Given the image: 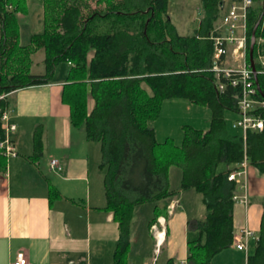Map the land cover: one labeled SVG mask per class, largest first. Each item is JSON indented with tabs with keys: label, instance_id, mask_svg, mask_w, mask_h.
Returning <instances> with one entry per match:
<instances>
[{
	"label": "trees",
	"instance_id": "1",
	"mask_svg": "<svg viewBox=\"0 0 264 264\" xmlns=\"http://www.w3.org/2000/svg\"><path fill=\"white\" fill-rule=\"evenodd\" d=\"M42 3L44 29L21 45L18 15L26 12V0H0V142L5 139L1 117L10 107L8 95L51 82L57 65L66 63L62 101L69 106L71 124L82 128L88 141L100 144L104 210L113 212L120 231L116 263L130 246L135 208L176 195L169 173L175 166L182 171L180 190L194 189L206 209L204 219L190 223L196 236L187 242V264H212L217 254L230 248L235 234L233 197L238 185L228 180L229 173L246 157L248 166L264 176V130L249 131L246 138L240 129L231 126L235 132L230 131L227 114L237 118L236 89L212 70V36L226 11L225 0H201L199 25L184 36L168 16V0ZM262 10L263 0H254L248 12V47ZM261 38L264 17L254 48L260 87L256 99L264 101V71L257 61L259 49L264 52ZM41 49L45 71L32 74V55ZM90 51L94 54L88 60ZM220 80L226 82L223 92L217 87ZM169 99L209 108L208 129L185 125L181 144L172 137L160 142L151 122ZM34 149L37 157L42 155L41 128L34 133ZM222 164L225 168L219 170ZM4 166L0 151V168ZM262 206L259 238L247 264H264V198ZM161 210L155 206L150 225Z\"/></svg>",
	"mask_w": 264,
	"mask_h": 264
},
{
	"label": "crops",
	"instance_id": "2",
	"mask_svg": "<svg viewBox=\"0 0 264 264\" xmlns=\"http://www.w3.org/2000/svg\"><path fill=\"white\" fill-rule=\"evenodd\" d=\"M220 24L221 21L217 25ZM34 54L31 73L43 74L45 56L36 61ZM93 54L92 51L89 59ZM34 68L40 71L33 73ZM65 74L59 81L52 77L47 84L8 95L7 112L10 122L16 125L12 134L16 155L5 156V166L0 168V264H12L19 253H25L31 264H166L169 259L179 264L186 260L188 239L196 236L190 223L204 219L206 209L192 214L186 208L183 200L192 189L180 190V168L172 166L170 188L176 195L135 208L130 246L123 260L116 263L120 231L113 212L104 210L100 144L88 141L82 128L72 126L69 106L62 101ZM92 107L93 100L89 99L88 110ZM38 128L43 137L39 157L34 149ZM53 159L58 160L61 170L51 169ZM247 184L248 204L236 202L233 213L235 234L243 228L253 232L247 240V251L232 244L217 254L212 264H247L254 252L263 212L264 176L251 165L247 169ZM156 205L162 209L157 219H164L165 229L158 254L150 230Z\"/></svg>",
	"mask_w": 264,
	"mask_h": 264
},
{
	"label": "built area",
	"instance_id": "3",
	"mask_svg": "<svg viewBox=\"0 0 264 264\" xmlns=\"http://www.w3.org/2000/svg\"><path fill=\"white\" fill-rule=\"evenodd\" d=\"M254 0H239L232 2L226 9L221 18V24L216 27L217 35H213L214 56L212 70L216 73L218 79H225L233 88L236 89L234 97L237 100L238 112L237 118L233 120L232 127L240 129L244 138L249 131L264 130V101L256 99L258 89L254 79V73L251 69L248 55V12L252 7ZM260 46L264 44V39L259 40ZM231 60V61H230ZM233 61V63H232ZM257 61L264 71V52L259 49ZM230 63V67L227 64ZM218 90L223 92L226 88V82H218ZM1 121L5 129V139L0 142V151L7 156H15L12 134L16 130V125L10 122L7 111L2 114ZM53 170H61L62 166L58 160L53 159L50 162ZM248 162L246 157L228 175V180L238 185V189L233 199L235 202L248 204V184H247ZM174 206L169 207L170 213ZM164 219L158 218L152 223L150 230L156 239L155 252H160V247L164 241ZM253 235L248 228H243L240 233L234 234L233 244L239 250L247 251V240ZM12 264H31L25 253H19ZM179 264H187V261H181Z\"/></svg>",
	"mask_w": 264,
	"mask_h": 264
},
{
	"label": "rangeland",
	"instance_id": "4",
	"mask_svg": "<svg viewBox=\"0 0 264 264\" xmlns=\"http://www.w3.org/2000/svg\"><path fill=\"white\" fill-rule=\"evenodd\" d=\"M225 3L226 9L232 2L231 0H225ZM93 6H95V4H93ZM202 14L201 0H168V16L180 35L184 36L192 34L198 27ZM18 19L20 44L27 45L33 34L41 33L44 29L42 0H26V12L23 14L20 13L18 15ZM91 53L92 51L88 53V60H90L89 58ZM43 56H45V53L44 50L41 49L34 54L33 58L37 61L41 57L43 58ZM227 66L230 67V63L227 64ZM66 69V63L58 64L55 69L56 71L54 73L53 80L59 81L62 79ZM32 71L34 73L40 70L38 68H34ZM210 118L211 111L207 107L192 104L185 99H169L164 102L160 116L158 119L151 122V126L156 128L157 137L160 142L164 141L166 137H172L174 138L176 144L179 145L182 143L183 139L182 126L189 125L196 128H203L205 126L207 127L205 128L207 130ZM234 119L235 116L233 114H227V126L231 132H235L231 128ZM224 168V164L219 166V170H223ZM177 170L179 174L177 179L179 180L182 176H180L181 171H179L181 169ZM100 172L102 174L104 184L105 171L100 170ZM174 181L175 177L173 174V183ZM177 187H179V184ZM186 195V199L183 200L186 208L192 211V214L199 213L200 209L204 208V205L198 199L199 197L196 191L192 189L186 193Z\"/></svg>",
	"mask_w": 264,
	"mask_h": 264
},
{
	"label": "water",
	"instance_id": "5",
	"mask_svg": "<svg viewBox=\"0 0 264 264\" xmlns=\"http://www.w3.org/2000/svg\"><path fill=\"white\" fill-rule=\"evenodd\" d=\"M263 17H264V0H263V10L261 12V15H260L258 21L256 22V24L254 26L252 32H251L250 43H249V47H248L249 62H250L251 69L254 73V79H255L256 86H257V89L259 92H260V87L258 85V79H257L256 64H255V59H254V48H255V44H256V31H257Z\"/></svg>",
	"mask_w": 264,
	"mask_h": 264
}]
</instances>
